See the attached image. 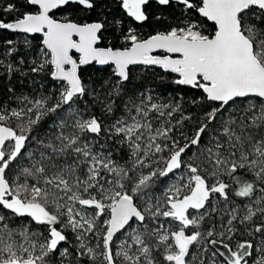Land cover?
I'll use <instances>...</instances> for the list:
<instances>
[{
  "label": "snow or ice",
  "instance_id": "obj_1",
  "mask_svg": "<svg viewBox=\"0 0 264 264\" xmlns=\"http://www.w3.org/2000/svg\"><path fill=\"white\" fill-rule=\"evenodd\" d=\"M0 264H264V0H0Z\"/></svg>",
  "mask_w": 264,
  "mask_h": 264
}]
</instances>
